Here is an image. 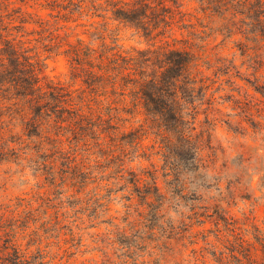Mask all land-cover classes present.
Wrapping results in <instances>:
<instances>
[{"label":"rangeland","instance_id":"1","mask_svg":"<svg viewBox=\"0 0 264 264\" xmlns=\"http://www.w3.org/2000/svg\"><path fill=\"white\" fill-rule=\"evenodd\" d=\"M12 1L42 19L52 13ZM101 2L82 0V13L60 22V32L95 45L151 43L110 18ZM179 10L192 25L163 38L191 45L211 89L210 102L199 97L191 149L172 130L163 131L169 141L152 134L156 129L142 131L140 147L116 153L124 169L97 168L92 181L58 178L60 171L52 179L35 157L0 158V255L14 243L33 264H252L249 254L263 257L255 237L264 231V0H181ZM43 72L74 82L62 56H48ZM173 152L181 153L180 168ZM129 173L143 180L149 173L163 202L148 204L125 181Z\"/></svg>","mask_w":264,"mask_h":264},{"label":"trees","instance_id":"2","mask_svg":"<svg viewBox=\"0 0 264 264\" xmlns=\"http://www.w3.org/2000/svg\"><path fill=\"white\" fill-rule=\"evenodd\" d=\"M30 1V8L36 5L54 14L42 19L12 7V0H0V158L13 153L35 157L52 179L60 171L58 178L83 174L92 181L97 168L122 171L116 153L140 147L142 131L156 129L152 134L169 141L163 131L172 130L178 145L191 149L188 132L195 126L199 97L210 102L211 89L201 56L194 55L191 45L177 48L163 38L192 25L179 10L181 0H102L99 6L110 18L151 41L143 48H124L115 41H70L60 32V22L81 14L82 0ZM50 55L65 59L73 83L44 74ZM164 146L160 149L167 158ZM180 154L171 156L179 168ZM129 175L125 181L148 204L163 202L157 184L146 181L149 173L144 180ZM141 181L147 184L144 191L138 189ZM255 238L264 251V231L256 229ZM4 249L0 264H33L14 243ZM248 257L252 264H264V254L258 260Z\"/></svg>","mask_w":264,"mask_h":264}]
</instances>
